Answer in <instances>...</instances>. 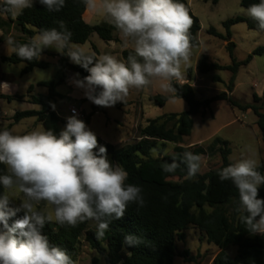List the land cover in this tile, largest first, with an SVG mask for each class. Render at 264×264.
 <instances>
[{
    "label": "clouds",
    "instance_id": "9594fccd",
    "mask_svg": "<svg viewBox=\"0 0 264 264\" xmlns=\"http://www.w3.org/2000/svg\"><path fill=\"white\" fill-rule=\"evenodd\" d=\"M39 3L49 12H59L66 0H3L5 11L18 15ZM86 8L110 18L121 33L125 46L129 40L133 52L126 61L111 54L97 56L72 42V33L64 21L59 27L42 28L28 43L7 39V45L19 59L32 61L41 57L45 48L66 54L89 75L74 79L88 100L102 107L124 102L132 88L149 86L153 79L171 82L182 78L181 67L191 56L190 29L193 19L179 0H83ZM247 15L264 30V0L251 4ZM77 76L79 74H76ZM165 90L170 83L162 84ZM171 91L175 89L171 87ZM75 113V110H73ZM98 148V151H95ZM107 149L98 145L96 134L74 114L67 118L65 128L57 135L53 130L38 128L25 134L0 130V164L6 173L0 185V264H76L63 249L51 246L41 229L53 219L60 226L76 227L93 220L96 238L103 239L113 220L123 218L129 205L143 207L142 188L126 183L127 171L113 166ZM183 163L188 178L201 171V156L185 152ZM180 163L173 160L163 171L173 173ZM255 159L243 158L218 171L221 181H231L238 191L241 222L252 234L264 235V199L259 188L264 174ZM23 194L19 207H10L8 194ZM44 202L53 206V213L38 209ZM24 215L11 225L9 220L18 212ZM140 238L128 234L124 243L139 244Z\"/></svg>",
    "mask_w": 264,
    "mask_h": 264
},
{
    "label": "trees",
    "instance_id": "16d2710c",
    "mask_svg": "<svg viewBox=\"0 0 264 264\" xmlns=\"http://www.w3.org/2000/svg\"><path fill=\"white\" fill-rule=\"evenodd\" d=\"M184 3L193 19L190 29L191 44L193 47L199 46V31L201 23L194 14L187 0H179ZM259 3V0H241V6L247 9L251 4ZM87 8L83 0H66L65 6L59 12H49L38 2L33 8L25 9L18 14L15 20L16 26L23 33L25 40L16 41L23 44L28 43L42 28H58V21H64L66 27L72 33L74 44H85L93 34H97L102 40L119 41L113 35V29L107 24L92 26L84 20ZM0 13L12 20V14L5 11L3 0L0 3ZM238 23H246L250 29L260 30L256 21L250 17H235L223 23L227 35L220 34L212 28L209 33L215 37L228 41L227 49L232 58L231 65H221L210 60L209 56L202 55L197 64V70L201 75H207L217 71L231 72V78L227 86L228 92L206 100H199L196 96L195 88L186 83H179L177 79L170 82V87L175 89L173 97L184 100L188 105V110L181 113H171L148 120L145 127L139 130V140L123 147L105 143L97 137L98 145L107 149V157H111L118 165L123 167L128 173L126 183L138 185L142 188V195L145 200L143 207L135 204L129 205L123 218L113 220L103 239L97 240L94 232L87 231L86 239L91 247L96 250L99 256L105 258L104 264H174L177 256V242L186 240V231L190 226L198 229L207 239L208 243L218 247L219 251L214 258L213 264H264V235L252 234L246 230V226L241 222V213L237 211L239 206L238 191L235 186L223 184L217 178L218 171L231 162L229 156L232 151L230 142L216 136L207 148L201 145L191 147L181 146L185 137L190 136L193 130V118L201 113L203 109L210 108L215 101H227L232 108H240L244 111L252 109L257 116V125L264 143V106L258 103L264 100L262 96L254 95V102L248 107H242L234 100L232 92L235 89V82L239 70L242 66L250 64L254 56L264 55V46L257 48L244 61L235 58L236 44L232 42L231 29ZM0 30L2 26L0 25ZM264 31V30H260ZM97 55V49L94 48ZM133 50L126 49L122 55L124 60ZM44 54L42 51L41 56ZM41 58V57H40ZM4 62L9 64L25 63L22 74L31 73L35 68L45 69L48 63L41 59L26 61L19 59L14 53L11 56L3 57ZM70 58L63 54L60 65L63 74L58 80L41 82L40 87L49 90L48 95L31 96V103L41 106V110L18 111L13 116L15 123L28 118H37L42 123L44 129L53 130L57 135L60 133L63 119L59 117L53 109V102L60 97L56 88L64 82L65 69H70L79 74L81 79L89 75L87 70L78 64H71ZM187 80H192V70L188 71ZM214 82H222L220 76L214 77ZM33 86L28 90L33 91ZM2 99L12 102L22 99V96H9L1 94ZM151 100L158 106H164L169 97L155 95ZM126 103L117 102L114 107L122 108ZM102 106H97L98 111H103ZM84 119L86 124L90 123L91 116ZM173 122V126L169 124ZM175 143L172 153L164 154L159 148V143L164 146L166 143ZM155 150L159 151L157 157L153 156ZM98 151V148L95 150ZM194 154L215 156L220 154L222 166L209 173H198L195 178H188L186 165L183 163L185 152ZM173 160L180 163V167L173 173L163 171L165 163ZM258 170L264 174V159L259 164ZM6 173V166L0 164V175ZM171 178L180 179L177 185H171L165 181ZM259 198L264 199V185L259 188ZM5 193V189L0 185V195ZM205 194L202 200V195ZM212 210L208 212L205 206ZM10 207H19L10 202ZM24 212H18L15 217L9 220L11 225L16 219L21 218ZM89 221L79 223L76 227L67 225L60 226L55 221L46 223L41 229L51 246L65 250L75 261V253L78 249L82 234L87 230ZM132 234L140 238V243L135 246H128L124 243V237ZM232 247L237 248L234 257L228 254ZM99 256L92 259V264H101ZM180 256L186 262H196L197 258L192 256L188 250L182 252Z\"/></svg>",
    "mask_w": 264,
    "mask_h": 264
},
{
    "label": "rangeland",
    "instance_id": "374dc122",
    "mask_svg": "<svg viewBox=\"0 0 264 264\" xmlns=\"http://www.w3.org/2000/svg\"><path fill=\"white\" fill-rule=\"evenodd\" d=\"M2 0H0L1 3ZM194 14L199 18L201 23V31L199 32L200 45L191 48L190 61L187 65H182V78L186 79L188 71L192 70L194 80L192 84L196 91L197 99H211L222 92H228L227 86L231 78L229 71H217L207 75H201L197 71L198 59L202 55H207L210 60L221 65H231L232 58L227 49L228 41L215 37L209 33L214 28L220 34L226 36L227 31L223 25L225 21L235 17H249L246 9L241 6V0H187ZM16 16V15H14ZM0 96L1 94L9 96H22V99H16L7 102L6 99L0 97V130L8 129L14 134H25L32 130L43 128L41 122L37 118H28L15 123L13 116L18 111H26L37 109L41 110V106L31 103V96L48 95L49 90L46 87L38 86L41 82L58 80L63 74V68L60 65V59L63 55L55 48H45V54L41 56V60L47 62V68H35L31 73L23 75L22 72L26 64H9L3 61V57L11 56L7 39L13 38L15 41L26 39L20 29L9 22L7 17L0 13ZM232 42L236 44L235 58L238 61H244L257 48L264 46V31L250 29L246 23H238L231 29ZM78 45V44H76ZM88 53H95L94 48L102 50H110L111 48L133 49L132 42H128L127 46L122 44L108 43L102 40L97 34L85 45H79ZM119 60H124L120 56ZM71 64H76L70 60ZM220 76L222 82H214V77ZM74 79H81L70 69H65V79L56 90L60 94L53 102V109L56 114L64 121L61 124L63 130L67 123V118L72 116L70 110L77 108L82 112V119L89 116L91 112L96 110V106L88 100L84 94V90L75 86ZM166 83L159 79H154L152 83L142 89L132 88L129 90L128 96L124 102L127 105L122 108L106 107L105 112L94 114L91 118V124H86L97 137L103 142L117 145L118 147L134 144L138 141L139 130L147 125V121L156 119L171 113H181L188 110L187 103L176 97L169 98L164 106L156 105L151 97L155 95L168 96L173 91L171 88L165 90L162 84ZM168 83V82H167ZM33 86V91L28 92ZM264 92V55L254 56L252 62L246 66H242L235 82V89L232 92L234 100L240 106L248 107L254 102V95L262 96ZM258 105L264 106V100ZM257 116L252 109L246 111L240 108H232L227 101H215L210 108L203 109L201 113L193 118L194 125L190 136L183 139L181 146L191 147L201 145L207 148L212 140L218 136L230 142L231 155L229 161L235 163L243 158L255 159L258 164L264 159V143L261 138L260 130L257 125ZM173 126V122L169 124ZM176 144L166 143L164 146L159 143V148L163 149L164 154L172 153ZM159 151L155 150L153 156L157 157ZM109 162L115 166L118 165L111 157H107ZM222 158L220 154L210 156L208 154L201 156V174L209 173L217 170L222 166ZM216 180L219 178L215 176ZM171 185H177L180 179L171 178L161 180ZM223 184L234 186L232 182L222 181ZM6 191V190H5ZM10 202L20 206V199L23 194L18 190L8 193ZM205 194L202 195L203 200ZM38 209L45 213H53V206L41 202ZM205 209L210 212L212 209L207 205ZM53 221H55L53 219ZM97 224L90 220L87 230L82 234L78 249L75 253L76 264H92V259L99 256L86 239L87 231L96 233ZM186 233L185 241L177 242V256L174 264H213L214 258L219 249L213 244L208 243L206 237L194 226H190ZM188 250L190 254L197 258L196 262H186L180 254ZM228 254L234 257L237 248L232 247ZM101 264L105 263V258L99 256Z\"/></svg>",
    "mask_w": 264,
    "mask_h": 264
},
{
    "label": "crops",
    "instance_id": "0c3cea01",
    "mask_svg": "<svg viewBox=\"0 0 264 264\" xmlns=\"http://www.w3.org/2000/svg\"><path fill=\"white\" fill-rule=\"evenodd\" d=\"M189 2V1H188ZM189 4H190V2H189ZM7 17V16H6ZM16 17H17V15L16 16H14V15H12V20H13V22L12 21H10L9 19H8V17H7V24H9V22L11 23V24H13V25H16L15 24V20H16ZM84 20L88 23V24H90V25H92V26H95V25H100V24H107L108 26H110L112 29H113V35H114V37H115V39H118L119 41H109V42H107L108 43V45H109V47H112L111 46V43H116V44H122V45H124V40H123V38H122V36H121V33L115 28V26L113 25V23H111V21H110V18H108V17H106L105 15H103V14H101V13H98V12H92V11H90L89 9H87L86 10V12H85V14H84ZM201 31V30H200ZM199 31V32H200ZM24 36V35H23ZM94 36V34L91 36V38H90V40L92 39V37ZM198 37H199V35H198ZM25 40V39H24ZM89 40V41H90ZM88 41V42H89ZM88 42H86V43H88ZM106 42V41H105ZM129 42H131L130 40H129ZM85 43V44H86ZM85 44H78V45H85ZM199 45H200V42H199ZM193 48H196V47H193ZM124 50H126L125 48H122V49H119V48H111L110 50H102L101 48H99V47H97V56H99V55H102V54H111V55H113V56H115L117 59H119L120 58V56H122L123 57V55H122V53H123V51ZM129 50H133V49H131V48H129ZM44 51V54L46 53V51L45 50H43ZM210 58V57H209ZM124 59V58H123ZM200 59V58H199ZM199 59H198V61H199ZM123 61H125V60H123ZM45 62V61H44ZM25 64V63H24ZM198 71V70H197ZM199 73V72H198ZM213 73V72H212ZM200 74V73H199ZM195 78H194V75L192 74V80L191 81H188L187 80V78L186 79H177V81L179 82V83H181V84H183V83H186V82H188L189 84H191L192 86H193V84H192V81L194 80ZM154 80V79H153ZM167 83V82H166ZM168 83H170V82H168ZM194 87V86H193ZM171 88V87H170ZM173 95H174V92H172L170 95H168L167 97H169V98H173ZM91 106H96V110L94 111V112H91V114L93 113V115L96 113V114H98V113H102V112H105V108L106 107H104L103 108V111H98V109H97V105H95V104H92ZM32 110H37V109H32ZM90 115V114H89ZM92 115V116H93ZM92 116H91V118H92ZM90 122H91V119H90ZM147 123H148V121H147ZM89 124H91V123H89ZM143 127H145V126H143ZM142 128V127H141ZM140 128V129H141ZM138 140H139V138H138ZM175 144V143H174Z\"/></svg>",
    "mask_w": 264,
    "mask_h": 264
},
{
    "label": "built area",
    "instance_id": "2783aa9c",
    "mask_svg": "<svg viewBox=\"0 0 264 264\" xmlns=\"http://www.w3.org/2000/svg\"><path fill=\"white\" fill-rule=\"evenodd\" d=\"M73 110H75V113H74ZM70 112H71V115L76 114L78 119H82V112H81L79 109H77V108H72V109L70 110Z\"/></svg>",
    "mask_w": 264,
    "mask_h": 264
}]
</instances>
